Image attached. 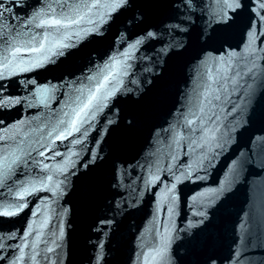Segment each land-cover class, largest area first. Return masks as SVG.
<instances>
[{"label": "water", "instance_id": "1", "mask_svg": "<svg viewBox=\"0 0 264 264\" xmlns=\"http://www.w3.org/2000/svg\"><path fill=\"white\" fill-rule=\"evenodd\" d=\"M230 4L0 0V264H264V0Z\"/></svg>", "mask_w": 264, "mask_h": 264}, {"label": "snow or ice", "instance_id": "2", "mask_svg": "<svg viewBox=\"0 0 264 264\" xmlns=\"http://www.w3.org/2000/svg\"><path fill=\"white\" fill-rule=\"evenodd\" d=\"M122 3L123 0H120ZM230 8H238L240 6L239 0H232V4L228 5ZM264 7V4L261 5ZM2 7V5H0ZM84 8H97L99 7V4H92V5H84ZM86 13H82L80 9H77L75 13H67V12H61L62 18H56L53 16L51 19H42L40 20L38 27H48L53 28L57 32L61 29L68 30L73 28L74 26H79L83 22H85L86 19ZM3 16V12L0 11V17ZM88 23H92V20L88 18ZM77 35L79 33H76ZM69 37L67 35L64 36V40H67ZM49 41V34L45 33L43 42L40 43L39 47H32L26 49L30 52H43L45 49V44ZM53 45L57 48L61 47H68L69 45L66 43H63L61 40L57 39L56 37L52 38ZM21 48L16 47L15 50L12 52V58L15 59L17 54L20 53ZM41 62L37 61L36 64L33 65V67L40 65ZM10 61H8V58H5L4 68L7 70L10 68ZM16 67H19V64L16 65ZM23 70V69H21ZM0 78H4V73L0 72ZM110 77L105 76L103 78V81L99 83L94 90L89 89L87 96L80 100L79 97H77V100L79 101L76 108L72 109V112L74 113V117L71 121V131H68L66 129V132H62L59 134L57 139H63L66 135H71L72 132H78L80 128L78 125H82L83 123L87 122V117L92 112L94 108H96L102 100H106L109 96L113 95L112 92H107L106 95L102 94L104 90L107 89L108 83H109ZM94 118V116H93ZM63 123V121H62ZM43 155V153H41ZM27 191V190H26ZM21 199H23V194H21ZM3 215H14V212L10 211H4L3 213H0Z\"/></svg>", "mask_w": 264, "mask_h": 264}]
</instances>
